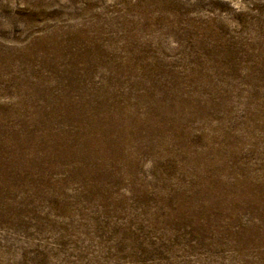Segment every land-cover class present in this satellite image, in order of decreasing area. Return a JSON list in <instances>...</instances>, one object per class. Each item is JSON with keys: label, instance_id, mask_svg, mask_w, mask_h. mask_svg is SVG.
Listing matches in <instances>:
<instances>
[{"label": "rangeland", "instance_id": "obj_1", "mask_svg": "<svg viewBox=\"0 0 264 264\" xmlns=\"http://www.w3.org/2000/svg\"><path fill=\"white\" fill-rule=\"evenodd\" d=\"M0 264H264V0H0Z\"/></svg>", "mask_w": 264, "mask_h": 264}]
</instances>
